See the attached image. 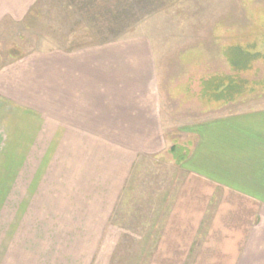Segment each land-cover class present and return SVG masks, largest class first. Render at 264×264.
I'll use <instances>...</instances> for the list:
<instances>
[{"label": "crops", "instance_id": "obj_1", "mask_svg": "<svg viewBox=\"0 0 264 264\" xmlns=\"http://www.w3.org/2000/svg\"><path fill=\"white\" fill-rule=\"evenodd\" d=\"M35 2L0 0V23ZM162 84L146 33L0 63V264H93L140 158L175 177L147 264H264V110L170 141Z\"/></svg>", "mask_w": 264, "mask_h": 264}, {"label": "rangeland", "instance_id": "obj_2", "mask_svg": "<svg viewBox=\"0 0 264 264\" xmlns=\"http://www.w3.org/2000/svg\"><path fill=\"white\" fill-rule=\"evenodd\" d=\"M135 33L152 36L168 140L192 141L183 132L188 123L264 110V0H36L22 23H0V63L32 51L73 49ZM231 47L251 56L244 68L235 70L229 62L239 53H226ZM215 77L245 81L244 91L228 102L208 100L214 92L203 95L202 89ZM139 160L93 264L148 262L175 177L162 162L151 166L150 159ZM5 174L6 167H0L4 184Z\"/></svg>", "mask_w": 264, "mask_h": 264}, {"label": "trees", "instance_id": "obj_3", "mask_svg": "<svg viewBox=\"0 0 264 264\" xmlns=\"http://www.w3.org/2000/svg\"><path fill=\"white\" fill-rule=\"evenodd\" d=\"M92 2H94L95 0H91ZM88 11L89 9L92 12V16H97V13L94 12L93 7H87ZM100 10V7L98 8ZM108 41V40H107ZM237 48H233L231 47L229 50H226V53H228L230 51V53L233 50H236ZM238 50V54H236V58L235 61L232 62V60H230L229 62L231 63V65H233V67L236 69L239 68H244L247 65V62L249 60H251V56L248 55L247 53L244 54L243 52H240L239 49ZM235 54V52H234ZM228 55V54H227ZM233 58V56H232ZM237 61V62H236ZM240 66V67H239ZM210 82L206 85L207 89H202V94L204 95L205 92H208L209 89H212V94L207 95L208 97L212 98H207L208 100H214V99H218V98H226V102L231 101L233 99V97L235 95H239L244 91V87H245V81H239L236 80L234 78L231 77H215L209 80ZM206 97V96H205ZM169 153L172 157V159L176 162L179 163L181 161H183L185 159V157L187 156L188 152L187 149L179 144H173L170 149H169Z\"/></svg>", "mask_w": 264, "mask_h": 264}]
</instances>
